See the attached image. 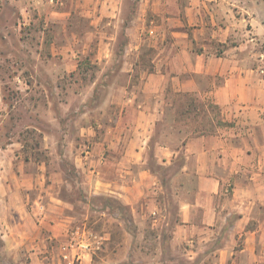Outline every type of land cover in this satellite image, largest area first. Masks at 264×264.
<instances>
[{"label": "crops", "instance_id": "0c3cea01", "mask_svg": "<svg viewBox=\"0 0 264 264\" xmlns=\"http://www.w3.org/2000/svg\"><path fill=\"white\" fill-rule=\"evenodd\" d=\"M66 1L0 0V22L12 8L18 20L14 25L21 32L32 24L35 10L50 23L56 21L50 12L62 21L81 8L95 24L104 18L125 22L126 58L137 55L145 14L150 12L153 25L149 37L161 45L154 69L145 75L153 92L149 102L167 101L169 88L202 95L197 77L213 78L214 85L204 93L221 109L223 121L214 131L185 135L180 145L156 142L150 146L160 110L158 106L157 110L140 108L138 95L127 94L125 118L131 119L133 111L138 113L137 125L128 121L130 127L120 130L119 142L111 139V128L103 135L104 141L97 143L105 154L93 156L90 162L93 169L89 168L90 191L86 194L90 203L85 209L100 213L102 218L115 216L125 234L132 220L136 230H145L148 215L153 219L147 229L163 231L170 224L171 255L184 248L187 264H264V76L260 67L240 59L249 54L245 45L256 36L264 38V17H257L250 4L241 0H135V10L127 18L122 14L125 0H72L71 5ZM6 37L9 35L0 31V40ZM137 67L127 62L120 69L129 74ZM218 78L222 79L216 83ZM12 145L0 148L4 169L13 164ZM150 155L164 169L176 168L163 178L148 165ZM107 166L109 173L103 171ZM14 178L0 171V229L10 248L31 239L36 249L26 264L164 262L158 253L143 257L144 251L137 245L129 246L135 256L113 259L111 251L106 253L111 242L110 220L95 228L100 222L90 220L74 203L44 188L27 193V179L16 187ZM99 200L104 203L100 205ZM115 201L120 204L116 211L111 205ZM124 209L130 212L129 220L122 217ZM23 216L29 218V224L22 221ZM100 248L104 255L98 253ZM6 259L9 264L17 261L10 256Z\"/></svg>", "mask_w": 264, "mask_h": 264}, {"label": "rangeland", "instance_id": "374dc122", "mask_svg": "<svg viewBox=\"0 0 264 264\" xmlns=\"http://www.w3.org/2000/svg\"><path fill=\"white\" fill-rule=\"evenodd\" d=\"M67 1L72 4V0ZM125 1L122 14L127 18L135 10V0ZM241 1L249 3L257 17H264V0ZM75 9L62 21L56 17L57 14L50 12L49 15L56 20L50 23L35 10L31 16L32 24L23 27L21 32L14 25L18 20L15 13H11L12 8L9 16L0 22L3 36L9 35L0 40V148L7 144H13L14 148L10 154L12 166L4 169L0 165V171L15 175L16 187L20 180L27 179V193L38 192L41 188L47 189L46 192H56L60 199L72 202L81 212L88 213L90 220H98L100 224L93 225L95 228L103 227L101 223L110 220L111 242L106 253L111 251L113 259L135 256L129 246L135 248L137 245L140 251H144L143 257L158 253L164 260L160 264H187L183 261L184 248L171 255L170 224L163 231L147 229L153 219L148 215L144 225L147 230L139 232L132 220L128 223V234H125L115 216L102 218L100 213L85 209L90 203L86 198L90 191L89 168L93 169L90 166L93 156L105 154L97 143L104 141L103 135L108 130L113 129L111 139L119 142L122 128L137 125L138 113L133 111L131 119L125 118L126 95L130 93L138 95L136 100L141 104L140 108L157 110L158 106L160 110V118L155 122L148 142L150 146L156 142L180 145L185 135L216 130L223 123L221 109L204 93V89L214 85V80L197 77L202 95L169 88L165 92L167 101L161 104L149 102L153 92L146 85L145 75L154 69L158 46L161 45L149 37L148 31L153 25L150 12L145 14L146 24L137 55L125 58L128 42L125 22L104 18L95 24L92 23L93 17L81 8ZM195 48L199 46L195 44ZM244 51L249 54H242L240 59L260 67L264 76V38L256 36L249 45H245ZM218 53L220 55L221 51ZM127 62L138 66L129 74L120 69ZM221 79L215 82L219 83ZM128 121L130 125H126ZM148 165L163 178L176 168L175 165L164 169L157 165L153 156ZM109 169L107 166L103 171ZM29 176L38 179L31 180ZM102 203L104 200H99V204ZM111 205L114 211L120 209L116 201ZM171 213L173 220L174 203L171 204ZM122 217L129 220L130 212L122 210ZM22 221L29 224L30 220L23 216ZM6 240L7 235L0 229V264H9L6 259L9 256L17 260L12 264H26L25 261L31 259L36 249L32 247L31 239L25 244H16L14 248H10ZM98 253L105 254L102 248Z\"/></svg>", "mask_w": 264, "mask_h": 264}]
</instances>
